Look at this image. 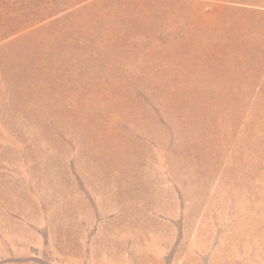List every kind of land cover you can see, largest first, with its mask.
Returning a JSON list of instances; mask_svg holds the SVG:
<instances>
[{"label": "rangeland", "instance_id": "obj_1", "mask_svg": "<svg viewBox=\"0 0 264 264\" xmlns=\"http://www.w3.org/2000/svg\"><path fill=\"white\" fill-rule=\"evenodd\" d=\"M0 264H264V0H0Z\"/></svg>", "mask_w": 264, "mask_h": 264}]
</instances>
